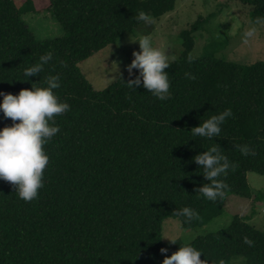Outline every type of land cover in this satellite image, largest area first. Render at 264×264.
Segmentation results:
<instances>
[{
	"label": "trees",
	"instance_id": "16d2710c",
	"mask_svg": "<svg viewBox=\"0 0 264 264\" xmlns=\"http://www.w3.org/2000/svg\"><path fill=\"white\" fill-rule=\"evenodd\" d=\"M233 1L251 6V22H264V0ZM174 5L175 0H49L46 11L64 33L38 39L21 19L38 11L34 2L16 7L13 0H0V92L18 95L32 85L46 87L44 78L58 74L60 87L53 91L70 105L55 117L60 131L44 146L49 163L38 197L25 202L0 180V264H156L161 248L171 256L185 245L201 252L208 264L221 259L264 264V232L240 214L187 244L162 241L166 217L189 229L218 216L227 196L253 198L249 174L264 177V62L243 65L214 57L223 42L204 46L189 63L193 33L207 22L198 17L180 32L183 51L165 69L172 94L166 101L142 85L128 87L127 81L139 75L136 69L131 77L126 71L95 90L78 68L142 24L139 11L155 19ZM48 52L53 58L43 71L26 78L24 70ZM186 72L197 78L187 79ZM228 108L233 116L218 137L192 134L193 127ZM12 123L0 110V130ZM235 144H248L256 155H242ZM212 146L238 165L219 177L228 188L216 202L193 191L210 183L193 158ZM184 207L199 218L185 222L173 215Z\"/></svg>",
	"mask_w": 264,
	"mask_h": 264
},
{
	"label": "clouds",
	"instance_id": "9594fccd",
	"mask_svg": "<svg viewBox=\"0 0 264 264\" xmlns=\"http://www.w3.org/2000/svg\"><path fill=\"white\" fill-rule=\"evenodd\" d=\"M136 19L148 25L153 23V18L143 10L138 12ZM253 34V31H249L246 36L251 37ZM131 41H138L140 51H133L134 59L127 66V72L131 77L133 69H136L139 75L127 81L128 87L133 89L142 85L160 101L170 99L172 95L169 91L170 82L168 73L165 71L170 67V57L167 52L154 47L149 35H141L137 40L131 39ZM52 58L51 52L40 56V62L26 68L23 75L26 78L39 75L43 71V66ZM193 59L194 57L189 54L188 62L191 63ZM61 65L67 66L63 62ZM185 77L191 80L197 78L188 72L185 73ZM43 83L46 87L32 85L31 89H22L18 95L0 92V96H3L0 110L6 119H11L13 122L12 126H6L0 130V180L8 182L15 189L18 197L25 202L36 199L39 190L44 187V171L49 163V156L44 146L60 131L56 126L55 117L70 111V105L67 102H61L53 91L60 87V76L48 75ZM232 116V110L225 109L218 115H212L204 120L199 126L193 127L191 132L194 136L208 139L218 137L221 132L220 126L226 118ZM234 148L244 156L256 155L255 150L248 144H235ZM193 159L202 167L204 178L210 182L193 189L197 198L203 197L212 202L222 200L228 185L219 177H227L228 172H234L238 165L230 162L217 146H212ZM173 215L183 216L185 222L199 218L198 213L189 207L175 210ZM170 241L173 244L176 243L175 240ZM243 243L249 247L254 246V241L248 237H243ZM160 252L166 254L167 249L161 248ZM201 256V252L194 247L185 245L173 252L171 256L165 255L162 264H208L201 259ZM219 264H225V261L221 259Z\"/></svg>",
	"mask_w": 264,
	"mask_h": 264
},
{
	"label": "rangeland",
	"instance_id": "374dc122",
	"mask_svg": "<svg viewBox=\"0 0 264 264\" xmlns=\"http://www.w3.org/2000/svg\"><path fill=\"white\" fill-rule=\"evenodd\" d=\"M23 1L13 0L16 7ZM32 1L38 11L23 14L21 19L36 38L63 35L62 26L51 12L46 11L49 0ZM250 13L251 6L233 0H175L172 11L153 19L150 25L142 23L123 32L116 43L80 62L78 68L95 90H103L127 71L134 59L133 51H140L138 41L131 39L137 40L141 35H149L153 46L165 50L170 61H174L183 51L180 32L189 28L198 17L207 18V22L193 33L194 46L190 52L193 57L200 56L204 46L224 42V47L214 57L243 65L264 62V22H251ZM249 31L254 32L251 37L246 36ZM248 180L253 198L227 196L218 216L189 229L183 228L179 219L166 217L162 222V241L167 245L172 244L170 240L187 244L198 236L224 228L237 214L248 217L257 230L264 232V195L260 194L264 193V177L249 174ZM165 255L160 254L156 264H162Z\"/></svg>",
	"mask_w": 264,
	"mask_h": 264
}]
</instances>
